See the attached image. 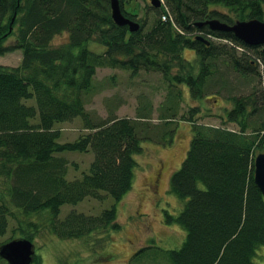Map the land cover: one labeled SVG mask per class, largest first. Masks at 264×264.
<instances>
[{
  "label": "trees",
  "instance_id": "1",
  "mask_svg": "<svg viewBox=\"0 0 264 264\" xmlns=\"http://www.w3.org/2000/svg\"><path fill=\"white\" fill-rule=\"evenodd\" d=\"M164 1L166 8L148 7L154 11L151 23L147 14L139 20L141 29L130 33L112 20L109 0H0V56L23 53L17 67L0 65V238L10 219L37 231L45 226L65 240L108 236L120 228L115 206L97 216L72 211L60 220L59 215L63 205L104 196L118 202L131 191L135 156L144 141L159 134L148 130L149 115L142 111L136 119L111 113L92 120L86 96L96 91L99 68L145 67L174 84L160 107L166 142L173 141L174 128H166L179 112L183 87L196 99L224 96L233 106L222 118L235 128L198 124L199 109L190 110V148L171 180V191L186 203L176 217L167 214L169 223L184 228L186 239L166 251L145 247L131 264H254L264 247V196L254 180L255 158L264 151V48L197 24L263 21L264 0ZM65 33L68 42L55 47V38ZM200 34L209 44L197 39ZM9 39L14 42L7 45ZM91 42L105 53L91 51ZM185 50L196 53L198 65L184 58ZM77 118L87 133L61 143L55 126ZM68 151L94 153L89 173L67 179L69 162L56 155ZM32 215L42 216L41 223L31 221ZM22 237L32 241L33 235ZM1 263L8 264L0 257Z\"/></svg>",
  "mask_w": 264,
  "mask_h": 264
},
{
  "label": "rangeland",
  "instance_id": "2",
  "mask_svg": "<svg viewBox=\"0 0 264 264\" xmlns=\"http://www.w3.org/2000/svg\"><path fill=\"white\" fill-rule=\"evenodd\" d=\"M148 7H151L148 0H131L124 5V9L137 14L139 20L147 14L150 15L151 23L154 11ZM68 40L69 34L65 33L57 36L53 44L55 47L62 46ZM13 42L14 40L9 39L6 44ZM88 48L98 55L106 51L105 47L95 42L89 43ZM183 56L198 65L194 51L185 50ZM22 58L23 53L16 50L0 56V65L17 67ZM257 62L260 71L263 64ZM94 83L96 91L86 96V109L92 120L106 119L111 113L119 118L136 119L137 112L142 111L149 115L146 121L148 130L155 133L154 135L159 134V139L155 137L143 142L142 153L135 156L137 167L133 187L120 201L104 196L103 200L86 198L77 205L62 206L60 220H64L72 211L97 216L103 210L115 206L120 228L108 236L93 233L83 238L65 240L56 237L45 226L37 231L26 222L21 226L18 221L10 219L6 235L0 238L1 246L31 233L35 249L33 264H131L135 253L145 247H159L164 251L181 247L187 234L182 226L175 222L169 223L167 219L168 215H179L186 203V200H181L171 191V180L190 148L193 129L188 121V113L192 108H197L199 112L194 114V118L198 124L235 128V124L224 123L227 111L233 106L224 96L213 94L206 96L207 98L196 99L190 95L187 87H183L184 97L179 112L166 128H174V137L170 144L164 139L163 131L160 132L166 125V121L160 117V107L164 104L170 87H174L173 82L165 81L160 73L145 67L138 72L128 68L103 67L97 70ZM228 89L233 88L229 85ZM29 103L34 104L35 101ZM55 130L60 132V142L64 144L73 143L87 133L84 122L79 118L57 124ZM56 156L69 162L67 179L70 181L89 173L95 159L92 151H68ZM41 218L39 215L30 217L34 223H41ZM21 229L28 233L22 234ZM254 264H264V247L257 250Z\"/></svg>",
  "mask_w": 264,
  "mask_h": 264
},
{
  "label": "water",
  "instance_id": "3",
  "mask_svg": "<svg viewBox=\"0 0 264 264\" xmlns=\"http://www.w3.org/2000/svg\"><path fill=\"white\" fill-rule=\"evenodd\" d=\"M150 1L154 7H161L159 0ZM110 6L112 20L117 26H128L132 33L139 30L140 24L128 19L122 13L120 0H110ZM198 26H209L213 31L233 33L238 39L249 46H264V22L260 20L238 21L234 25L222 23L219 20H210L205 23H199ZM197 39L209 43L203 37H198ZM254 164V180L264 196V151L256 156ZM34 256V244L29 239L13 240L0 247V257L6 260L8 264H33Z\"/></svg>",
  "mask_w": 264,
  "mask_h": 264
},
{
  "label": "bare ground",
  "instance_id": "4",
  "mask_svg": "<svg viewBox=\"0 0 264 264\" xmlns=\"http://www.w3.org/2000/svg\"><path fill=\"white\" fill-rule=\"evenodd\" d=\"M91 1V0H90ZM92 1H99V0H92ZM124 5H125V3L123 4V3H121V10H122V13L125 15V17H127L128 19H130V20H132V21H134V22H137V23H139L140 24V28H139V30L141 29V23L139 22V19H137V16H135V19H133L132 17H129L128 16V13L129 14H132V11H128V10H125L124 9ZM110 10H111V6H110ZM167 14H163V16H162V20L163 21H167V16H166ZM112 17V16H111ZM125 27H127L128 28V30H129V27L128 26H125ZM138 30V31H139ZM137 31V32H138ZM129 32H130V30H129ZM130 33H132V32H130ZM134 33H136V32H134Z\"/></svg>",
  "mask_w": 264,
  "mask_h": 264
},
{
  "label": "flooded vegetation",
  "instance_id": "5",
  "mask_svg": "<svg viewBox=\"0 0 264 264\" xmlns=\"http://www.w3.org/2000/svg\"><path fill=\"white\" fill-rule=\"evenodd\" d=\"M204 28H206V29H210V28H209V27H207V26H206V27H204ZM210 30H211V29H210ZM211 32H212V33H214L212 30H211ZM204 34H206V33H204ZM206 36H207V37H209V35H208V34H206ZM262 47H263V46H262ZM263 48H264V47H263Z\"/></svg>",
  "mask_w": 264,
  "mask_h": 264
}]
</instances>
